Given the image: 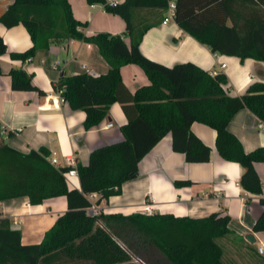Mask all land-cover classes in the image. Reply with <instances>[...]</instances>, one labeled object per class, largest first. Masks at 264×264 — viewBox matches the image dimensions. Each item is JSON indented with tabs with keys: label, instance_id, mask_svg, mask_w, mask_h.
<instances>
[{
	"label": "trees",
	"instance_id": "16d2710c",
	"mask_svg": "<svg viewBox=\"0 0 264 264\" xmlns=\"http://www.w3.org/2000/svg\"><path fill=\"white\" fill-rule=\"evenodd\" d=\"M121 16L125 32L86 33L88 22L77 19L69 0H13L0 21L6 27L25 25L33 44L13 59L26 61L40 49L77 39L95 45L109 63L107 73L63 72L55 85L73 110L86 112V130L98 126L113 103L119 102L128 122L123 139L94 149L86 165L78 164L81 188H71L69 166H57L45 148L22 152L0 140V201L29 197L33 205L66 196L67 210L46 232L39 244L25 245L22 233L9 217H0V264H133L142 255L159 251L171 264H235L219 239L231 233L230 216L214 212L206 217L147 215L141 212L100 213L92 216L90 194L101 198L119 194L124 182L139 175L141 160L167 135L173 149L188 162L211 160L212 148L192 130L195 121L217 131L216 147L228 161L240 163L241 185L264 206L263 183L256 163L264 162V146L246 151L229 130L234 115L250 109L264 122V81H255L238 96L228 93L224 73H212L194 62L167 66L141 51V42L153 26L142 9L167 10L170 0H87ZM175 21L212 52L264 61V0H175ZM126 37L130 39L128 43ZM7 44L0 35V54ZM135 63L151 84L132 93L123 82L121 68ZM15 90L44 91L22 68L10 71ZM15 131L7 128V133ZM1 136V127H0ZM176 180V185L189 184ZM264 231V209L253 226ZM148 264L149 260H145Z\"/></svg>",
	"mask_w": 264,
	"mask_h": 264
},
{
	"label": "crops",
	"instance_id": "0c3cea01",
	"mask_svg": "<svg viewBox=\"0 0 264 264\" xmlns=\"http://www.w3.org/2000/svg\"><path fill=\"white\" fill-rule=\"evenodd\" d=\"M12 2L0 0V17ZM69 2L74 16L88 22V35L100 31L113 34L125 32V20L106 11L103 5L89 4L87 0ZM138 13L147 15L154 23L140 45L141 51L150 59L167 66L191 61L212 73H224L228 78L227 91L232 96L243 94L255 81H264V61L253 58L242 60L237 56L212 52L207 45L183 30L174 17L165 21L168 9H142ZM0 35L7 44V51L0 54V127L6 126L15 131L10 135L1 134L0 140L22 152L45 147L51 157L57 160V166H67L68 155H74L78 164L86 165L94 149L123 139L121 128L128 118L119 102L111 105L108 115L98 126L86 130V112L82 109L73 110L54 88L63 72L77 74L88 71L100 75L109 71V63L95 45L72 39L65 44L40 49L31 59L23 61L11 58L10 53L24 51L32 46L33 41L25 25L9 28L0 21ZM126 40L130 42L128 37ZM13 68L24 69L45 94L41 95L36 90L13 89L10 75ZM121 75L132 93L151 84L143 68L135 63L124 65ZM108 122H113L114 126L107 127ZM192 130L212 148L210 161L188 162L184 153L173 149L172 135L167 134L141 160L139 175L124 182L119 194L105 199L97 193L91 201L105 214L142 213L149 197L153 198L157 213L202 218L222 212L231 218L229 227L232 232L224 236L227 246H223L230 259L235 264H264V231L253 230L264 206L258 194L249 192L241 185L243 166L219 155L216 147L217 131L214 128L195 121ZM229 130L240 139L248 152L264 146V122L248 108L234 115ZM255 166L264 192V162H258ZM67 179L71 188H81L78 173L67 174ZM186 179L191 182L175 184L176 180ZM67 208L66 196L37 205L31 204L29 197L22 196L0 201V217H9L13 226L21 230L23 244H39ZM248 234L255 237L254 243L246 238ZM260 246L263 247V253L259 252ZM153 254L148 264H171L159 251ZM136 260L147 264L142 259Z\"/></svg>",
	"mask_w": 264,
	"mask_h": 264
},
{
	"label": "built area",
	"instance_id": "2783aa9c",
	"mask_svg": "<svg viewBox=\"0 0 264 264\" xmlns=\"http://www.w3.org/2000/svg\"><path fill=\"white\" fill-rule=\"evenodd\" d=\"M175 9H176L175 1L170 0L169 7H168L169 14L165 18V21H169L170 18L174 17ZM222 66H225V64H223ZM112 126H114L113 122L107 123V127H112ZM4 133H7V127L1 126V134H4ZM50 159L55 165H57V160L55 158L50 156ZM66 162H67V166L70 167L67 174H70V175L77 174L78 173V170H77L78 163L76 161L75 156L72 154L66 156ZM262 195H264V192ZM96 196H97V193H92V194H90V199L93 200L96 198ZM88 213L92 216H98L101 213V211H100L99 207L95 203L92 202V205L88 208ZM142 213L147 214V215L157 213L155 211V208L153 205V198L152 197H149V201L145 202L143 209H142ZM259 252L263 253V247L262 246L259 247Z\"/></svg>",
	"mask_w": 264,
	"mask_h": 264
},
{
	"label": "rangeland",
	"instance_id": "374dc122",
	"mask_svg": "<svg viewBox=\"0 0 264 264\" xmlns=\"http://www.w3.org/2000/svg\"><path fill=\"white\" fill-rule=\"evenodd\" d=\"M14 224H16V222H14ZM219 241H220V243H221L222 246H227V241H226V238L225 237L224 238H221ZM153 255H155V254H153V251H152V253H150V254L149 253L148 254H145L144 253L142 255V257L144 258V261H145V260H149V258L152 259L153 258ZM133 264H144V263L141 262V261H139V260H136V261H134Z\"/></svg>",
	"mask_w": 264,
	"mask_h": 264
},
{
	"label": "water",
	"instance_id": "95a60500",
	"mask_svg": "<svg viewBox=\"0 0 264 264\" xmlns=\"http://www.w3.org/2000/svg\"><path fill=\"white\" fill-rule=\"evenodd\" d=\"M246 238L252 243H254L256 241L255 237L252 234H248L246 236Z\"/></svg>",
	"mask_w": 264,
	"mask_h": 264
}]
</instances>
